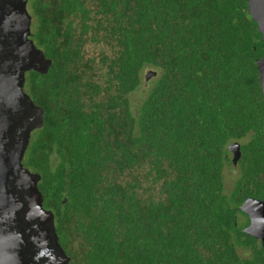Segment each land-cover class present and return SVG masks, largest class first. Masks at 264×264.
Returning <instances> with one entry per match:
<instances>
[{
    "label": "trees",
    "instance_id": "1",
    "mask_svg": "<svg viewBox=\"0 0 264 264\" xmlns=\"http://www.w3.org/2000/svg\"><path fill=\"white\" fill-rule=\"evenodd\" d=\"M28 9L52 65L27 74L44 126L24 166L42 178L70 264H264L240 219L247 200L264 201V42L248 0ZM233 144L240 177L229 192Z\"/></svg>",
    "mask_w": 264,
    "mask_h": 264
},
{
    "label": "water",
    "instance_id": "2",
    "mask_svg": "<svg viewBox=\"0 0 264 264\" xmlns=\"http://www.w3.org/2000/svg\"><path fill=\"white\" fill-rule=\"evenodd\" d=\"M249 14L264 42V0H248ZM29 0H0V264H70L59 244L55 214L44 208L41 176L24 166L32 133L44 126V109L26 92L27 74L52 65L32 40ZM264 92V56L257 62ZM149 71L146 81L156 77ZM234 164L241 147L233 144ZM252 223L244 230L264 246V201L240 209Z\"/></svg>",
    "mask_w": 264,
    "mask_h": 264
},
{
    "label": "rangeland",
    "instance_id": "3",
    "mask_svg": "<svg viewBox=\"0 0 264 264\" xmlns=\"http://www.w3.org/2000/svg\"><path fill=\"white\" fill-rule=\"evenodd\" d=\"M152 70H146L143 74L144 78L147 75V73ZM141 98V97H140ZM140 98H138V95H134L133 96V100H139ZM224 175H225V186L227 188V190L230 192L231 190L234 189L235 185L237 184V180L240 177V172H239V167H229L227 170L224 171ZM243 256H246V253L244 254L243 251L240 252ZM248 257L251 256V251H248Z\"/></svg>",
    "mask_w": 264,
    "mask_h": 264
},
{
    "label": "flooded vegetation",
    "instance_id": "4",
    "mask_svg": "<svg viewBox=\"0 0 264 264\" xmlns=\"http://www.w3.org/2000/svg\"><path fill=\"white\" fill-rule=\"evenodd\" d=\"M234 158H235V154H234V152H233V153L231 152V160H232L233 166L238 167V163H239V161H238L237 164H234ZM244 204H245V203H244ZM242 206H243V205H242ZM242 206H241V207H242ZM240 209H241V208H240ZM240 219H241V222H242V223L248 224V226L252 223V219H251V217L249 216V214H246V213H244V212H241V213H240Z\"/></svg>",
    "mask_w": 264,
    "mask_h": 264
}]
</instances>
